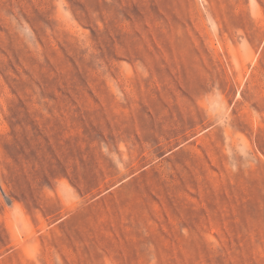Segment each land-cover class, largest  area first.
I'll use <instances>...</instances> for the list:
<instances>
[{"label": "rangeland", "instance_id": "obj_1", "mask_svg": "<svg viewBox=\"0 0 264 264\" xmlns=\"http://www.w3.org/2000/svg\"><path fill=\"white\" fill-rule=\"evenodd\" d=\"M0 264H264V0H0Z\"/></svg>", "mask_w": 264, "mask_h": 264}]
</instances>
